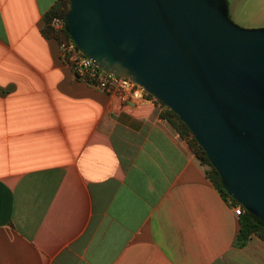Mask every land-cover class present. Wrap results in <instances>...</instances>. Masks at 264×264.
Here are the masks:
<instances>
[{"label": "crops", "instance_id": "0c3cea01", "mask_svg": "<svg viewBox=\"0 0 264 264\" xmlns=\"http://www.w3.org/2000/svg\"><path fill=\"white\" fill-rule=\"evenodd\" d=\"M54 1L0 0V264H264L153 95L75 77L42 32Z\"/></svg>", "mask_w": 264, "mask_h": 264}, {"label": "water", "instance_id": "95a60500", "mask_svg": "<svg viewBox=\"0 0 264 264\" xmlns=\"http://www.w3.org/2000/svg\"><path fill=\"white\" fill-rule=\"evenodd\" d=\"M71 39L185 121L225 188L264 221V25L227 0H70Z\"/></svg>", "mask_w": 264, "mask_h": 264}, {"label": "trees", "instance_id": "16d2710c", "mask_svg": "<svg viewBox=\"0 0 264 264\" xmlns=\"http://www.w3.org/2000/svg\"><path fill=\"white\" fill-rule=\"evenodd\" d=\"M69 7L70 0H55L49 9L43 13L42 32L45 35L54 36V38H56L60 43L67 42L72 37L69 34V29L65 21V15L68 9H70ZM55 17L62 19L63 22L60 27H54L52 24V19ZM150 95L152 94L150 93ZM156 102L162 106L160 115L166 120H169L178 133L187 141L192 149V152H194L199 161L204 165L206 175H208L209 179L218 189L219 193L225 198H230V201L234 203H240L235 198H233L230 192L225 188L217 169L210 162L205 149L201 147L195 137L192 136L190 129L185 124V121L180 119L178 114L175 113L171 108L164 106V104L159 99L156 98ZM238 219L239 231L236 234L234 241L237 246H242L245 244L249 239V236L252 234H256L264 240V221L256 217L250 211L248 212L243 204L242 211L238 215Z\"/></svg>", "mask_w": 264, "mask_h": 264}, {"label": "built area", "instance_id": "2783aa9c", "mask_svg": "<svg viewBox=\"0 0 264 264\" xmlns=\"http://www.w3.org/2000/svg\"><path fill=\"white\" fill-rule=\"evenodd\" d=\"M62 22L59 17L52 19L54 27H60ZM60 44L62 57L70 64L75 77L85 80L100 90L107 91L108 94H115L119 100L124 102H137L144 95H150L141 85H137L129 77L116 74L96 64L89 56L82 53V50L72 39ZM230 203L233 212L239 215L242 211V204L232 201Z\"/></svg>", "mask_w": 264, "mask_h": 264}, {"label": "rangeland", "instance_id": "374dc122", "mask_svg": "<svg viewBox=\"0 0 264 264\" xmlns=\"http://www.w3.org/2000/svg\"><path fill=\"white\" fill-rule=\"evenodd\" d=\"M231 9L229 15L235 22L243 26H253L252 22L256 19L253 0H234Z\"/></svg>", "mask_w": 264, "mask_h": 264}]
</instances>
